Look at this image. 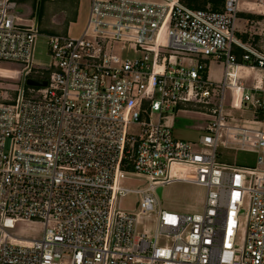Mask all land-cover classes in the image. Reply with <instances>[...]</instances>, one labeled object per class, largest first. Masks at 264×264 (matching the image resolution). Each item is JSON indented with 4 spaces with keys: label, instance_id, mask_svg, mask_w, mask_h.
<instances>
[{
    "label": "built area",
    "instance_id": "2783aa9c",
    "mask_svg": "<svg viewBox=\"0 0 264 264\" xmlns=\"http://www.w3.org/2000/svg\"><path fill=\"white\" fill-rule=\"evenodd\" d=\"M239 3L210 11L181 0H91L82 35H49V63L36 69L37 25L21 23L16 0H0V61L20 67L0 68V78L22 85L9 98L0 88V264H264V130L225 126L222 114L226 89L233 109L255 121L264 113V77L247 87L239 74L264 72V53L235 37ZM115 43L138 56H120ZM190 54L224 61L220 86ZM30 78L48 85L27 94ZM181 106L216 116L198 141L210 153L162 123ZM222 129V148L254 152L253 168L219 160ZM128 176L145 185L123 187ZM176 181L206 188L201 213L161 207L157 189ZM129 193L136 209L116 208ZM145 214L154 215L153 235L136 232ZM17 222L44 225L42 236L14 235Z\"/></svg>",
    "mask_w": 264,
    "mask_h": 264
},
{
    "label": "rangeland",
    "instance_id": "374dc122",
    "mask_svg": "<svg viewBox=\"0 0 264 264\" xmlns=\"http://www.w3.org/2000/svg\"><path fill=\"white\" fill-rule=\"evenodd\" d=\"M239 15L243 18L241 26L235 33V37L241 40L243 43L250 45L259 51L264 53V5H260L256 0H240L239 3ZM247 19V20H245ZM254 22L251 23L250 21ZM37 38L33 66L36 69H45L49 62V56L47 54V45L44 37ZM116 52L122 56L134 59L138 54L135 52L133 44L115 43ZM236 51H239L236 49ZM190 57L194 62L202 61L207 67V77L210 81L220 86L224 78V61L218 60L214 57H204L200 55L190 54ZM0 68L3 69H20V67L13 63H7L0 61ZM240 78L243 80L247 87H251L253 83L259 77H264V72H254L247 67H242L239 71ZM21 83L7 78H0V88L3 95L7 97H15L14 92L20 90ZM25 92L28 94L32 89L30 86H24ZM218 99L214 101L217 103ZM222 114L227 118L225 126L242 125L248 128L264 130V113L260 114L261 119L255 121L254 115L249 111L236 110L231 107V93L228 89L225 90L223 97ZM158 113H151L149 116L150 121H159ZM216 116L211 114L210 111L200 109L192 106H181L174 111L165 112L162 115L161 121L165 126H168L173 133L174 138L184 140L192 144L194 150L210 153V148H204L198 144L199 138L204 135L205 127L211 121H215ZM224 140V129L221 130L219 141V160L223 162L233 163L236 161L240 166L246 168H253L256 163V154L252 151H239L234 152L222 148ZM123 187L129 189H136L145 185V179L140 176H128L121 181ZM206 188L202 185L176 181L166 184L163 187V193L161 195L160 204L161 207L182 213L193 214L201 213L204 209V202L206 197ZM138 202V196L136 193H129L128 195H119L116 202V208L124 211H131L136 209ZM245 205L243 210L246 211L240 217V226L237 234L238 244L241 245L244 239V233L247 222V210H248V196L245 199ZM44 225L35 222H17L11 232L19 237L24 238H40ZM155 219L153 214H145L139 220L136 232L138 235L148 233L154 234ZM159 245L169 244V240L159 238Z\"/></svg>",
    "mask_w": 264,
    "mask_h": 264
},
{
    "label": "crops",
    "instance_id": "0c3cea01",
    "mask_svg": "<svg viewBox=\"0 0 264 264\" xmlns=\"http://www.w3.org/2000/svg\"><path fill=\"white\" fill-rule=\"evenodd\" d=\"M16 1L21 23L37 25L45 43L49 35L79 37L88 23L91 0Z\"/></svg>",
    "mask_w": 264,
    "mask_h": 264
},
{
    "label": "trees",
    "instance_id": "16d2710c",
    "mask_svg": "<svg viewBox=\"0 0 264 264\" xmlns=\"http://www.w3.org/2000/svg\"><path fill=\"white\" fill-rule=\"evenodd\" d=\"M181 2L193 9H202L210 11H221L225 0H181ZM238 56H241L242 51H236Z\"/></svg>",
    "mask_w": 264,
    "mask_h": 264
},
{
    "label": "water",
    "instance_id": "95a60500",
    "mask_svg": "<svg viewBox=\"0 0 264 264\" xmlns=\"http://www.w3.org/2000/svg\"><path fill=\"white\" fill-rule=\"evenodd\" d=\"M26 83L28 86H32V87H47L48 85V81L46 80H38V79H32V78L28 79ZM157 193L159 197H161L163 193V187H159L157 189Z\"/></svg>",
    "mask_w": 264,
    "mask_h": 264
}]
</instances>
